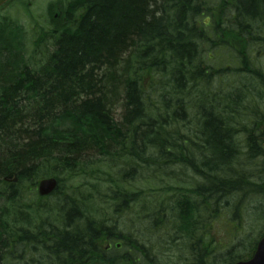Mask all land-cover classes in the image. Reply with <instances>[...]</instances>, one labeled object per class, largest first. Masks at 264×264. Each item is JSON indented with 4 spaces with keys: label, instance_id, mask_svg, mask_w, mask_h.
<instances>
[{
    "label": "trees",
    "instance_id": "1",
    "mask_svg": "<svg viewBox=\"0 0 264 264\" xmlns=\"http://www.w3.org/2000/svg\"><path fill=\"white\" fill-rule=\"evenodd\" d=\"M49 15L36 45L45 62L31 60L25 27L0 17V264H160L155 250L176 240L189 264H218L202 215L222 216L236 196L264 206V116L235 133L230 116L201 108L209 96L191 95L233 64L264 84L250 48L264 51V0H67ZM223 49L233 64H217ZM176 165L194 172L191 187L132 188L141 168ZM46 177L58 185L41 196ZM104 206L113 218L97 220ZM136 208L141 229L121 228Z\"/></svg>",
    "mask_w": 264,
    "mask_h": 264
},
{
    "label": "rangeland",
    "instance_id": "2",
    "mask_svg": "<svg viewBox=\"0 0 264 264\" xmlns=\"http://www.w3.org/2000/svg\"><path fill=\"white\" fill-rule=\"evenodd\" d=\"M60 1H62V3L67 2V0H11L0 8V17L10 15L25 27L27 52L29 55L33 54L31 57V60L33 61L45 62L47 58L46 52L43 51V53H40L36 50V45L38 44L37 38L40 33H43L44 31L49 34L51 33L50 28L52 26L50 23L49 7L51 4H56ZM255 27L256 31H260L263 28L262 36H264V20L257 22ZM258 45L255 43L250 45L253 52L252 55L259 56L261 59V61H259L264 63V51L260 50L259 53L257 50L255 51V49H258ZM215 56L214 59L219 66L221 63L226 64L228 62L233 64L235 62L233 54L224 49L217 52ZM28 60H30V57H28ZM234 66L235 65L233 64L232 74H224L221 78L218 77L213 80L214 83L211 85V90H207V86L201 82L191 96L200 100H203L204 96H209L210 100L207 103L200 102L201 108H204L207 111L221 112L223 116L228 118L230 116L232 118L230 119V121H232L231 126L236 133L235 127L237 126V123L241 122L243 126L248 125L251 121H255L264 116V84L260 83L254 75H249L248 71L235 72L234 69L236 66ZM256 70H259V66L256 67ZM262 71L264 73V67ZM212 88H214V90H212ZM238 94L241 95V97L238 98L241 99L239 101L240 107H232V111L229 115L227 107L231 105L228 103V99L230 95L233 96L232 98H236ZM225 96H227V100L225 99ZM119 111L121 110L118 107L117 112ZM260 126V129H264V124H261ZM236 128H239V130L241 129L239 125ZM247 135L246 132L242 131H237V134L235 135L237 141L239 140L241 142L240 145L242 147H246ZM261 141L264 143V139ZM186 176L196 180V176L192 170L185 169L181 165H176L170 167L167 171L166 169L161 171L154 169L150 170V168H141L135 179L130 180L132 188L136 190L142 188L148 190L153 186L158 188V186H161L164 182L174 188L179 186L182 188L191 187L192 184L187 180H184ZM15 177L16 176H13L12 179L8 180L16 181ZM197 178L200 177L197 175ZM199 182H201V179H199ZM154 194L155 200L166 199L167 202L169 201L167 194L165 193H162V195L159 193ZM238 199L239 196L231 198L228 204H226L222 216L206 218V215H202L204 222L202 219L201 223L202 226L205 227V234L206 236H209V238H213L210 251L219 257L218 264H228L233 255L249 257L248 254L251 252L253 242L259 240L264 232V219L261 220L259 218L261 210L264 209V206L260 204V200L247 197V199L238 206L236 205ZM166 200L164 201L166 202ZM152 203L153 200H150L149 197L144 200L143 204L147 205L145 212L147 210L151 211L150 207L153 205ZM100 210L105 213L103 217L97 218V220L113 218V210H110L109 207L104 206L101 207ZM95 212L99 213L100 211L94 210V213ZM236 212H238L237 215H235ZM132 213L133 215H131ZM132 213L128 215L126 212L123 216L119 217L117 222L121 228H127L126 226H129L140 230L142 226L139 225L140 219L138 215L141 213V210L139 212L138 208H136ZM116 219L117 217H115L114 220ZM242 240H244V244H242ZM147 242L148 245H153V242L156 245V241ZM179 243V240L174 241L172 244L170 242L168 246L163 243L155 250L160 264H189L191 262L190 251L186 244L176 246ZM231 247H233L235 251L232 252L231 256H228L227 251Z\"/></svg>",
    "mask_w": 264,
    "mask_h": 264
},
{
    "label": "water",
    "instance_id": "3",
    "mask_svg": "<svg viewBox=\"0 0 264 264\" xmlns=\"http://www.w3.org/2000/svg\"><path fill=\"white\" fill-rule=\"evenodd\" d=\"M8 0H0V6L5 4ZM58 180L55 177L43 178L39 182L38 190L41 196L51 194L57 187ZM235 264H264V234L258 241L256 250L253 256L246 260H240Z\"/></svg>",
    "mask_w": 264,
    "mask_h": 264
}]
</instances>
